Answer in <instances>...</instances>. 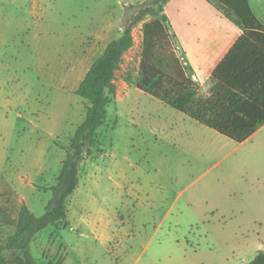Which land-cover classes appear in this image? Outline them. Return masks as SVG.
Masks as SVG:
<instances>
[{
	"label": "rangeland",
	"instance_id": "1",
	"mask_svg": "<svg viewBox=\"0 0 264 264\" xmlns=\"http://www.w3.org/2000/svg\"><path fill=\"white\" fill-rule=\"evenodd\" d=\"M146 1L0 0L3 35L0 39V245L6 244L14 233L17 212L26 204L20 201L15 179L23 180L25 194H30L29 187H37V199L46 202L71 150L73 137L58 131V139L49 137L52 128L47 118L66 119L73 110L80 116L86 112L85 101L89 103L76 93H63L49 81L50 68L62 71V60L68 55L61 48L68 51L71 45L72 52L77 48L75 64L79 79L99 52L89 37L90 22L122 14L123 28L126 20L135 24V43L124 57L117 84L124 91L128 86L138 87L143 79L145 25L156 19L163 21L165 14L159 5ZM252 1L264 3V0ZM163 23L169 41L168 54L179 58L178 65L184 69L186 66L178 54L179 50L183 52L182 46L171 25ZM211 26L205 25L198 31L196 43L216 62L234 39L235 28L227 27L221 34H213L208 30ZM36 34L39 39H34ZM184 71L187 77H193L187 67ZM193 79L198 81L196 77ZM169 81L165 75L159 87L140 92L141 98L133 111L136 122L132 121V114H125V119L119 116L115 98L108 106V120L99 137L100 147L107 152L116 142L122 143L123 132L133 129L132 137L137 140L143 129H153L154 133L147 137V146L140 152L136 147L140 154L136 162L144 173L137 175L133 187L143 204L148 202L143 199L147 195L157 194L153 203L159 218H164L174 203L166 224L159 229V220L152 231L148 225L138 223L136 217L122 213V222L92 223L95 231L87 230L85 234L91 240L98 236L101 241L110 240L113 254L111 257L106 254L110 264L119 263L127 252L137 258L141 256L138 264H247L264 251V126L255 137L240 144L167 103L171 97L185 103L191 97L189 93L194 98L210 95L211 81L179 97L181 90L172 87ZM104 152H95L83 161L80 181H84L87 162L100 159ZM161 161L171 173L158 172ZM181 170L185 171L183 183L188 186L182 198L177 196L182 183ZM146 180L156 181L154 192ZM89 190L84 191L90 194ZM90 196H71L74 208L104 209L97 205L100 201L91 203ZM187 199L189 204L185 203ZM35 211L42 212L40 207ZM96 215L88 217L93 221ZM127 218L128 228L123 223ZM63 228L66 226L62 224L50 225L43 231L52 232L50 237L56 238ZM50 244L51 240L45 247L32 251L42 261L64 259L62 246L52 253ZM94 264L106 262L99 259Z\"/></svg>",
	"mask_w": 264,
	"mask_h": 264
},
{
	"label": "trees",
	"instance_id": "2",
	"mask_svg": "<svg viewBox=\"0 0 264 264\" xmlns=\"http://www.w3.org/2000/svg\"><path fill=\"white\" fill-rule=\"evenodd\" d=\"M147 2L159 5L165 12L163 21L171 25L188 61L185 66L192 71L193 77H187L186 67L182 69L178 65V55L176 59L168 54L165 25L156 19L145 25L143 79L137 86L142 90H153L167 75L172 87L181 90L179 97L195 92L200 84L211 81L210 95L194 98L189 93L191 97L185 103L180 104L172 97L167 103L236 142L241 143L252 136L264 125V24L253 12L249 0ZM208 24L212 25L208 30L213 34H221L227 27L235 28L234 39L216 62L196 43L198 31ZM134 25L125 21L122 34L108 43L77 88L76 94L88 100L89 105L84 121L73 136L57 183L50 188L52 196L42 215H36L26 204L19 208L14 233L6 244L0 245V264H65L61 257L42 261L32 251V243L37 234L50 225L67 227L68 204L80 184L82 163L95 152H104L100 147V130L108 120V106L117 95V73L135 43ZM154 95L158 96L157 93ZM247 264H264V251Z\"/></svg>",
	"mask_w": 264,
	"mask_h": 264
},
{
	"label": "crops",
	"instance_id": "3",
	"mask_svg": "<svg viewBox=\"0 0 264 264\" xmlns=\"http://www.w3.org/2000/svg\"><path fill=\"white\" fill-rule=\"evenodd\" d=\"M249 3L255 15L258 17L261 23L264 24V3H253L252 0H249ZM123 18L124 17L121 14L113 18L101 19L100 21L92 20L90 22L91 25L89 28V37L95 41L94 48L99 51L96 58L104 52L111 40L118 38L122 34ZM144 37L145 29L143 39ZM2 38L3 35L0 32V39ZM39 38V35L34 37V39ZM70 47L71 45H69L68 51L63 47L61 48L64 53L68 54L66 58H63L62 60V71H53L50 68L51 78L49 81L54 83L56 87L63 93L65 91L76 93L77 88L86 74L84 73L78 79L77 67L75 64L77 48L72 52ZM121 88L118 86L116 95L119 109L118 114L120 117L122 116L123 119H125V114H132V121L136 122L133 111H135L136 105L141 98L139 97L140 92L144 90L135 86H128L126 91ZM85 104L86 107L89 105V103L86 101ZM74 111L75 110H73L71 116L66 119H58L54 116L47 118V120H49L48 125H50L52 128V131L49 132V137L58 139L59 135L56 133V131H58V133L61 135H69V138L74 136L78 126L84 121L86 115L85 112V114L83 113L82 115L78 116L74 113ZM259 129L245 141L249 140L251 137H255L259 133ZM142 132L143 133L139 134L140 139L138 138L137 140H134V137H132L133 134H135L133 129L126 133L123 132L124 134L122 135V143L119 141L116 142V144L112 145V147L107 152H104L101 155L100 159L87 162L84 181H80L78 188L72 194V196L77 197L80 195H87L89 197V195H91V203L100 201V203H97V205H100V208L104 209H76L74 208L72 204V198L70 197L67 227L59 230L58 234L56 235L58 237L56 238L54 235L50 237L52 232L46 234L44 231H41L39 234H37L35 240L32 243L33 251H37L38 249H41V247H45L46 244L48 245L49 241L51 240L52 246L50 244V249L52 250V253L57 252L61 246L65 250V264H94L99 259H103L107 264L108 259L106 254L110 255V257L113 254L109 247L110 240L101 241L99 236L91 240L87 238V234H85L87 230L91 232L95 231L96 228L93 229L91 227L93 224L102 225L104 223L105 225L111 220L115 221L116 223L120 221L122 222V213L127 217H136L138 223H141L142 226L148 225V229L152 231L156 229L155 224L157 221L160 220L159 229H161L162 226L166 224L167 217L171 214L174 203H172L171 208H169L164 213V218H159L158 216L160 215L157 212V208H155L157 206L153 203V199L157 196V194L153 193L151 195H147L146 198L143 199H147L148 202L143 204L138 201L140 200L138 198L139 196L135 193V189L133 187L135 183H137V175L144 173V170L141 168L138 162H136V157L140 156V149L147 146L146 142H149L147 137L154 133L153 129H143ZM142 135H144L143 138ZM136 147L139 148V152H136ZM153 164L154 163H152V167ZM145 169L147 170V168ZM60 170L61 168L59 171ZM158 172L166 175L167 173H171V171H167L166 167L162 165V161ZM180 174L182 183H180L181 189H179L177 196L182 198L186 193L188 186L183 183L185 171L181 170ZM142 181L145 182V179ZM14 182L17 185L18 191L20 192L21 203H26L36 215H42L51 197L46 202L42 201V199L38 200L37 195L39 194V191H36L37 187H29L31 189L30 194H25L24 189L26 185L24 184L23 180L17 177ZM154 182L156 181L150 182L146 180V184L152 186L151 188L153 192L154 188L157 187V184ZM87 188L88 190L90 189V194H87V191H84ZM165 191L167 192L166 189ZM98 193L100 194L99 197ZM189 202L190 201L187 199L185 203L189 204ZM135 204L137 207L134 206ZM39 207L42 211L41 213H37L35 211V209ZM100 212L105 213V215L108 217L104 218L103 214L99 215ZM90 215H96V218L91 221L88 217ZM128 220L129 219L127 218V220H124L125 222H123L127 228L129 226L127 222ZM140 257L137 258L133 253L127 252L124 253L122 260H119V263L117 264H138ZM108 264L110 263L108 262Z\"/></svg>",
	"mask_w": 264,
	"mask_h": 264
},
{
	"label": "built area",
	"instance_id": "4",
	"mask_svg": "<svg viewBox=\"0 0 264 264\" xmlns=\"http://www.w3.org/2000/svg\"><path fill=\"white\" fill-rule=\"evenodd\" d=\"M179 57L181 58V60H182V63L184 64V65H188V61H187V59H186V57L183 55V53H182V51L181 50H179Z\"/></svg>",
	"mask_w": 264,
	"mask_h": 264
}]
</instances>
